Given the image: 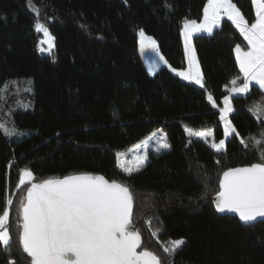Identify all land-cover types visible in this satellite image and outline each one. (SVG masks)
<instances>
[{
  "label": "trees",
  "instance_id": "obj_1",
  "mask_svg": "<svg viewBox=\"0 0 264 264\" xmlns=\"http://www.w3.org/2000/svg\"><path fill=\"white\" fill-rule=\"evenodd\" d=\"M206 1L0 0V124L17 133L0 129V214L13 201L10 250L0 246V264H30L18 228V206L30 184L17 188L24 168L35 182L87 172L128 186L140 250L163 264H264V220L243 224L212 203L224 170L261 162L240 139L264 133V122L249 110L264 104V91L253 85L231 97L229 118L240 135L232 133L221 151L185 131L221 133V99L233 79L243 82L234 48H247L246 41L228 18L213 32L192 36L203 87L166 67L150 74L137 51L143 29L171 66L184 67L182 25L199 21ZM233 2L251 23V0ZM37 20L55 38L49 53L38 52ZM155 130L166 132L170 148L149 153L139 172L124 173L118 153ZM179 238L184 245L165 253Z\"/></svg>",
  "mask_w": 264,
  "mask_h": 264
},
{
  "label": "snow or ice",
  "instance_id": "obj_2",
  "mask_svg": "<svg viewBox=\"0 0 264 264\" xmlns=\"http://www.w3.org/2000/svg\"><path fill=\"white\" fill-rule=\"evenodd\" d=\"M255 8V18L250 23L233 0H207L203 9V19L185 20L183 37L188 68L172 71L185 80L194 81L203 87V76L196 58L195 48L191 44L192 33L213 32L220 26L222 17H227L246 41L247 50L240 44L235 46L236 62L243 74L231 81L229 95L223 96L224 107L220 108L219 119L223 121L224 136L239 132L228 119L233 111L232 93H247L250 83L255 81L264 88V0H251ZM171 8V5H165ZM35 28L42 31L47 38L42 43L48 45L41 51L48 52L54 47V37L50 30L39 20ZM141 53L151 52L154 58L149 64V71L154 73L159 61L167 64L160 54L156 41L139 30ZM102 38V37H100ZM158 58V59H157ZM207 99L215 107L216 102L211 93ZM258 119L264 122V104H254L250 109ZM6 135H15V129H8L0 124ZM185 131L192 133L191 128ZM198 137L212 135L211 130L194 133ZM155 136V133L152 134ZM151 137L142 143L147 145ZM157 151L170 148L164 139L157 140ZM240 143L251 146L259 153V163L244 167L228 168L223 172L216 193V210L232 212L248 224L264 218V133L261 138H241ZM134 147H139L136 145ZM211 147L221 151L225 139L213 140ZM147 153L134 158L133 164L119 163L123 172L129 176L139 172L147 160ZM219 163V161H217ZM30 183L26 196L18 206L19 243L24 253L31 258L30 264H163L154 252L144 248L141 251V234L134 227V197L130 188L116 180L109 181L103 175L80 173L65 175L62 178L50 177L35 182L34 173L24 168L20 170L17 188ZM13 201L8 199L6 207L0 214V246L10 250L11 236L6 226ZM159 231V230H157ZM153 236L157 232L152 233ZM183 238L173 239L164 247V252L172 255L184 245ZM11 264H16L11 261Z\"/></svg>",
  "mask_w": 264,
  "mask_h": 264
},
{
  "label": "rangeland",
  "instance_id": "obj_3",
  "mask_svg": "<svg viewBox=\"0 0 264 264\" xmlns=\"http://www.w3.org/2000/svg\"><path fill=\"white\" fill-rule=\"evenodd\" d=\"M207 3V2H206ZM223 18H227L226 16L225 17H222ZM202 19H203V16H202ZM201 19V21H202ZM199 23V21H197ZM183 29H184V23L182 25V33H183ZM38 31V30H37ZM40 33V37H39V41L37 43V49H38V52L39 53H49L50 51L48 52H43L41 51V48H47L48 45L46 43H42L43 41H45L47 38L44 36V33L42 31H38ZM196 33H199V32H193V34H196ZM146 36H150L152 37L154 40V36L153 35H150V34H147L145 33ZM52 35V34H51ZM137 51L142 59V62L144 64V66L146 67L147 71L150 73V74H153L152 72L149 71V64L151 62V60L154 58V54L151 53L150 51L149 52H145V53H141L140 51V36H139V30L137 32ZM156 41V40H155ZM182 43H183V50H184V55H185V66L182 67V68H175L173 66H171L168 61H167V64L163 63V61H159L158 62V66L156 67L155 71H157L158 69H160L161 67H166L171 73L177 75V73L173 72L172 69L175 68L177 69V71H180V70H185L188 68V60H187V56L185 54V46H184V37H183V34H182ZM157 44V42H156ZM191 44H192V40H191ZM158 46V45H157ZM193 46V44H192ZM53 48V47H52ZM51 48V49H52ZM243 49H247V48H243ZM160 52V50H159ZM161 55H163L161 52H160ZM164 57V55H163ZM165 58V57H164ZM197 58V56H196ZM158 59V58H157ZM166 60V58H165ZM179 76V75H177ZM181 79H184L183 77L179 76ZM185 80V79H184ZM189 81V80H187ZM189 82H192L194 84H196L194 81H189ZM200 86V85H198ZM232 87V84L231 86L227 87L226 90L228 91V89H230ZM259 89H261L260 86H257ZM251 89V87H250ZM250 89L247 93L250 92ZM262 91H264V88L261 89ZM209 93L206 94V97L208 96ZM240 94H245V93H240ZM240 94H237V93H232L231 94V97L234 96V95H240ZM225 95H229V91L225 94ZM224 95V96H225ZM208 100V99H207ZM209 101V100H208ZM210 102V101H209ZM212 104V102H210ZM217 103H216V105ZM224 107V104H223V97L221 99V105L219 106V109L220 108H223ZM231 107H232V103H231ZM232 112H230L228 114V119L229 118V115L231 114ZM192 129V128H191ZM207 130H211L212 132V135H209L207 137H198L196 136L194 133H198V132H202V131H207ZM155 133V136H153L152 134ZM192 133L193 134H189L187 133L190 137H193V138H196V139H200L202 141H204L206 144H208L210 147H211V144L213 142V140H215V142H219L220 139H225V142H226V139L229 137H225L224 136V125H223V121H221V133H216L214 128L212 127H204V128H196V129H192ZM151 137V139L149 140L148 144L145 145L143 144L142 142L146 139V138H149ZM161 139H164L167 143H168V139H167V135H166V132L164 130H155L153 132H151L150 134L146 135L143 139H141L138 143H136L135 145H133L132 147H130L129 149L127 150H122L118 153V156H117V165L119 166V163L120 162H123V163H126V164H133L134 163V158L137 157V156H142L145 154V152L147 153V157H148V154L149 153H158V152H161V151H164L166 149H160L159 151H157V148H158V144L156 143L157 140H161ZM136 145H139V147H134ZM214 149V148H213ZM120 167V166H119ZM121 168V167H120ZM122 169V168H121ZM19 178H20V175H19ZM27 182V180H26ZM18 183H19V179H18Z\"/></svg>",
  "mask_w": 264,
  "mask_h": 264
},
{
  "label": "water",
  "instance_id": "obj_4",
  "mask_svg": "<svg viewBox=\"0 0 264 264\" xmlns=\"http://www.w3.org/2000/svg\"><path fill=\"white\" fill-rule=\"evenodd\" d=\"M244 166H248V165H244ZM244 166H236V167H244ZM236 167H230V168H236ZM227 170V169H226ZM226 170H224V171H226ZM223 171V172H224ZM223 172L221 173V175H220V179H222V176H223ZM72 175V174H71ZM95 175H101V174H95ZM62 178V177H61ZM110 181V180H109ZM39 182V181H38ZM219 182H220V180H219ZM28 187H30V184H29V186ZM27 190V189H26ZM26 190H25V193H24V197L26 196ZM219 191V190H218ZM217 191V192H218ZM216 192V193H217ZM216 193L212 196V203H213V206H214V209L216 210V204H215V201H216V199H217V197H216ZM216 212L217 213H219V214H227V215H230V216H234V217H236L241 223H243V224H245L244 222H242L240 219H239V216L237 215V214H235V213H232V212H227V211H225V212H219V211H217L216 210ZM260 220H264V218H257V221H260ZM256 221V222H257ZM250 223H253V222H250ZM249 224V223H248ZM138 251H141L140 249H138ZM30 258V257H29ZM30 261H31V258H30Z\"/></svg>",
  "mask_w": 264,
  "mask_h": 264
},
{
  "label": "crops",
  "instance_id": "obj_5",
  "mask_svg": "<svg viewBox=\"0 0 264 264\" xmlns=\"http://www.w3.org/2000/svg\"><path fill=\"white\" fill-rule=\"evenodd\" d=\"M207 2V1H206ZM206 4V3H205ZM253 10H254V13H255V8H254V6H253ZM201 19H202V17H201ZM201 19L199 20V22H201ZM199 33H208V32H205V31H201V32H199ZM196 34H198V33H196ZM194 35V34H193ZM192 35V36H193ZM235 49V48H234ZM244 50H247V49H244ZM234 55H235V59H236V54H235V51H234ZM237 65H238V63H237ZM238 68H239V65H238ZM239 70H240V68H239ZM241 72V71H240ZM242 74V73H241ZM243 75V74H242ZM253 85H255V86H259L258 84H256V82L255 81H253V82H251L250 83V86H249V89H250V87L251 86H253ZM262 89V88H261Z\"/></svg>",
  "mask_w": 264,
  "mask_h": 264
}]
</instances>
